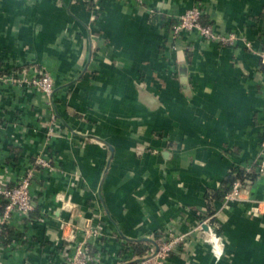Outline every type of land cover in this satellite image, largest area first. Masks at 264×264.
Masks as SVG:
<instances>
[{
    "label": "crops",
    "instance_id": "crops-1",
    "mask_svg": "<svg viewBox=\"0 0 264 264\" xmlns=\"http://www.w3.org/2000/svg\"><path fill=\"white\" fill-rule=\"evenodd\" d=\"M194 5L235 44L173 38ZM263 50L264 0H0V78L54 81L52 110L0 82L3 184L50 163L32 179L34 210L4 231L3 263L67 264L59 222L72 220L104 228L91 264H131L168 228L186 242L166 264H264ZM240 172L239 199L212 197Z\"/></svg>",
    "mask_w": 264,
    "mask_h": 264
},
{
    "label": "built area",
    "instance_id": "built-area-1",
    "mask_svg": "<svg viewBox=\"0 0 264 264\" xmlns=\"http://www.w3.org/2000/svg\"><path fill=\"white\" fill-rule=\"evenodd\" d=\"M117 1H134L141 4L144 0ZM201 16L202 11L198 5L187 9L172 28L173 38L178 37L182 32L195 31L201 38L209 42H214L219 45L235 44L236 36L234 34L220 35L215 33L211 27L201 23ZM258 56L261 64L264 66V50ZM0 82L35 92L46 100V105L49 110L54 109V81L50 73L45 69L37 71L31 76L29 75L28 68L12 70L1 77ZM51 116L50 126L47 128L48 135L55 133V117L54 115ZM49 168V161L43 157H38L34 165L12 186L3 184V181L0 179V264H4L2 258L5 250L3 243L5 228L16 216L20 218L29 217V214L34 210V196L31 193L32 179L40 170ZM256 173L264 178V157L258 162ZM242 188L243 186L240 181L233 182L231 189L224 196V202L228 203L239 199ZM200 221L207 224L208 220L200 219ZM59 229L61 230L62 242L67 244L65 250L67 264H91L95 260L91 256V245L95 239L104 236V228L101 225L91 226L88 224L84 228H80L72 220H61L59 222ZM196 229L202 231L200 225H197ZM185 242L186 234L168 228L155 239L157 249L154 250L153 247L146 255L135 260L132 264H166V261ZM210 243L217 247L219 238L214 236V241Z\"/></svg>",
    "mask_w": 264,
    "mask_h": 264
},
{
    "label": "water",
    "instance_id": "water-1",
    "mask_svg": "<svg viewBox=\"0 0 264 264\" xmlns=\"http://www.w3.org/2000/svg\"><path fill=\"white\" fill-rule=\"evenodd\" d=\"M251 211H253V210H251ZM254 212V211H253ZM197 225H200V228H201V230L204 232V234L207 236L206 237V241L208 242V243H210V242H212V241H214V235H213V232H212V230H211V228H210V226L208 225V224H204V223H202V221H200V220H198L197 222H196V226ZM80 228H84L85 227V225L84 226H80V225H78ZM152 244H153V247H154V250H156L157 249V244L155 243V242H153L152 241ZM133 263V262H132ZM131 263V264H132Z\"/></svg>",
    "mask_w": 264,
    "mask_h": 264
},
{
    "label": "trees",
    "instance_id": "trees-1",
    "mask_svg": "<svg viewBox=\"0 0 264 264\" xmlns=\"http://www.w3.org/2000/svg\"><path fill=\"white\" fill-rule=\"evenodd\" d=\"M239 176H241V177H239ZM235 181H240L242 184H243V172H240L238 175H236V176H231V177H229V178H227L226 179V181H225V184H232L233 182H235ZM227 189V191H228V189L229 188H226ZM226 191V190H225ZM212 197H214L216 200H220V199H222V198H224V193H221V194H214V196H212ZM213 199V198H212ZM208 201H210V200H208ZM33 206H34V201H33ZM30 215V214H29ZM7 228V227H6ZM5 228V229H6Z\"/></svg>",
    "mask_w": 264,
    "mask_h": 264
}]
</instances>
